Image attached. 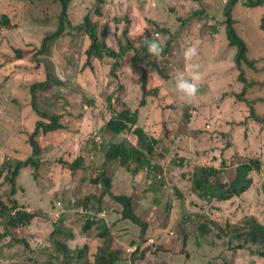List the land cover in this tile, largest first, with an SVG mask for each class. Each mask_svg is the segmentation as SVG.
<instances>
[{"label":"trees","instance_id":"trees-1","mask_svg":"<svg viewBox=\"0 0 264 264\" xmlns=\"http://www.w3.org/2000/svg\"><path fill=\"white\" fill-rule=\"evenodd\" d=\"M51 1L54 2L51 9L49 10L45 7L44 13L46 15L28 10L26 8V1L22 5L23 9L18 7H0V22L7 29L12 26V21L16 17L25 21L26 14L32 23L41 26L43 29L44 27L49 29V31H44L40 35L36 43L35 36H30L28 33H24L26 36L20 35L17 39H9L7 36L0 34V53L15 63L18 69L23 70L25 64L16 63L14 60H20L25 57L30 59L31 56L36 57L38 51H34L35 47H38L42 54L45 55L47 53L46 56H48V50L53 43V39L62 36L65 29V35L73 36L76 31L80 30L84 33L83 39L85 37L89 40V44L83 46L81 53H78L74 67L68 66L67 58H70L71 52L67 51L63 72L57 66L56 69L51 70L46 56L43 58L38 57L35 60L37 63H40V67H44L46 77L40 75V78L30 85V117L32 125L30 127H21V132L9 133L8 146L4 152L5 157L0 158V252L2 253L0 264H101L102 256L111 262H117L125 258L134 261L135 259L144 258L148 251L152 252L164 248L160 244L151 249L146 245L147 238H144L142 234H144L150 225L151 220H140L132 211L131 204V198L139 193L148 199L147 201L152 207H156L155 203L160 198L158 192L166 189L168 186L172 189L173 194L177 195V199H179V196L183 192L188 194L187 197L193 198L194 206L199 209L203 206H211L210 203L214 201L220 204L236 201L241 203L245 197V193L255 181L254 170H259L261 166L260 157L254 153L257 152V140L261 141L264 139V115L258 110L260 98L263 101L264 96H260V98L251 96L245 106L244 118L238 122H232L242 124L245 139L250 138V136L252 137L250 141L244 140L239 149L232 148L229 132L220 131L214 135L215 131L213 130L201 129L200 133L193 134V136L189 135L192 143L190 147L184 148L180 152H174L173 157L177 158L170 160L162 166L159 164L161 161L159 157H162L164 161H166L167 157L160 150L161 146L157 145H160V142L164 143L163 129L166 127L164 116L167 115L168 118H171L169 111L174 105L169 103L165 106H159V119L156 120V122L159 121V125L155 124V122L151 126H145V122L148 121V109L153 106L151 101L154 97L159 96L162 88V86L156 88L157 85L148 87V82L146 83V81L150 71L166 79L172 75V73H163L165 66L168 63L172 64L171 60L173 57L170 56V47H175L182 43L179 46V52L183 54V49L187 46L188 33L185 24L186 20L182 19L180 24L178 23L175 26L167 28L164 22H158L146 16L144 18L146 22H144L143 30L141 32L134 31L132 33L133 37L127 35L129 24L116 35L109 36L105 34L100 37L95 29L96 23L90 20L88 14L84 15L82 22L77 24L72 19H68L69 11L79 6V0ZM236 1L226 0L224 3L223 10L226 15L224 24H227L225 30L228 44L236 47L234 65L238 71L237 80L246 86L251 85V83L247 81L244 75L241 67L242 61L246 60L249 67L253 66V62L247 59L245 55L247 51L246 44L242 37L232 28L229 21L231 20L229 14H231ZM243 2L250 7L264 5V0H243ZM170 9L175 10L173 6ZM96 11L99 13V10ZM52 12H54L53 19H55V23L50 25L46 21L49 19V15L51 17ZM147 23L152 27H147ZM182 25L185 27L183 30L180 29ZM258 25L264 33V12H262V18ZM34 33L36 35V32ZM198 33L202 36V29ZM160 35L161 40H163L160 51L158 53L149 52L145 45L152 40L159 41ZM105 37L108 42L105 41ZM182 39L184 40L183 42ZM110 41L114 42L115 47L109 45ZM106 56L112 58L109 68L104 74V76H107L106 86L104 84L108 101L107 107L111 110L107 113L109 115L107 120H103V128L100 131L107 129L112 134H117V137L121 133L126 132V137H124L125 139L117 138L116 141L108 142L102 148L104 158L99 168L100 174L95 178H86L90 183L85 187L83 180L73 185L71 196L75 198V201L71 205L73 208L72 214H68L70 217L64 213L66 209H70L65 208L63 216L61 213H56V211L52 214L54 218H51L45 210L32 208L30 204L19 200L17 196L27 191L18 184L16 179L21 170L29 166V168L35 169V180L41 185L40 182L43 181V166L45 164L49 166L51 162L53 164L55 159V162L67 165L69 158L72 157L73 160L71 159L72 161L68 164L70 170L73 171L81 168L82 164H84L83 157L85 153L82 152L83 148L75 156L71 154L67 159H63L61 155L53 157L45 153L44 148L55 144L54 140L56 139L53 138L57 134L55 130L62 127L61 119H65L66 116L70 115L72 102H83L85 98L83 97L85 90L77 82L79 73H82L89 64L90 66L87 67V71L89 69L92 73H95L96 65L93 63L94 58L104 60ZM183 59L186 67L187 58L183 57ZM121 61H127L130 66H133L130 73L134 71L135 75L137 71L134 67H140V74L136 83L143 96L136 99V101L138 100L136 106L129 105L122 96H119L124 86V79L121 77L120 71ZM6 77L9 79L8 76ZM67 86H70V88L74 87L77 100L70 98L74 90H70ZM55 87L57 88L56 94L49 98L55 104L54 109L49 110V112L42 110L38 105V93L41 92L40 89L51 90ZM226 88L230 87H218L219 90ZM148 89L149 91L146 92ZM60 90H62L61 93ZM242 91L247 90L243 87ZM147 104L150 105L147 107ZM111 105L112 107H109ZM80 113L74 112L73 116L78 118ZM139 114H143L144 118L139 119ZM183 115L186 123L183 129L190 132L192 130L187 128L189 123L187 114L183 112ZM131 133L136 136L135 140H129L131 137L128 135ZM63 136L62 133L60 138ZM66 150L71 151L73 149L67 146L64 152ZM22 152H25V157H19ZM234 159L241 160L234 163ZM114 163L116 166H113ZM186 165L191 166L188 171L190 176H186L182 171V168ZM117 166H119L121 174L128 175L129 177L131 184L130 193L114 194L115 191L112 190L111 174L115 173ZM229 167H234V175L224 181L220 180L221 172ZM159 171L163 173H159ZM81 174L85 175L84 172ZM2 176L5 178L1 179ZM138 185L140 186L136 189ZM91 186H94V190L90 189ZM263 191L264 181L256 189L259 195ZM97 194L98 196H103V198L105 195H108L116 201L119 210H121V220H130L132 223L139 225L140 229L136 237L137 240L134 239L130 242L137 246L134 252L129 253L126 250V245L117 241L116 232L113 227H107L104 224L97 226L78 210L79 204H82V198L90 200L92 195L95 197ZM88 196L89 198H87ZM202 199L206 201L202 202ZM256 199L258 200V198ZM96 201L99 204L101 202L98 198ZM84 204L87 205L88 203ZM56 205L62 207V200ZM161 205L164 204L161 203ZM246 206L247 204L242 205L234 211L237 219H235V216L227 213L210 215L205 212L193 211L192 220L213 227L223 237L224 241L222 252H219L221 254L202 253L203 256H208L210 259H221L224 256V251L229 250L237 256L246 257L247 260L244 263L250 260L252 244L249 243V232L253 229H264V206L263 210L258 209L255 211H253L255 206L248 208ZM38 216L45 217V221L48 220L50 225L48 227L46 243L40 251L42 256H39L38 253L39 245L32 246L30 242L34 231L32 226ZM48 217L51 218L50 221ZM157 219L160 220L161 217L158 216ZM237 233H242L239 241L233 237ZM105 237H107L106 245L103 244ZM151 239L156 240L155 238ZM180 240L181 246L176 251L184 254V257L188 260L191 252L185 248L187 247V234L182 233ZM177 241L179 240H173L172 246H177ZM30 249H32L31 253ZM50 250L52 252H49ZM26 251L29 255L21 258V255ZM259 255L264 259V250L259 251ZM15 256L19 258L16 259Z\"/></svg>","mask_w":264,"mask_h":264},{"label":"rangeland","instance_id":"rangeland-1","mask_svg":"<svg viewBox=\"0 0 264 264\" xmlns=\"http://www.w3.org/2000/svg\"><path fill=\"white\" fill-rule=\"evenodd\" d=\"M27 2L26 8L34 13H44L45 7L47 9H51L53 5V1L51 0H41V1H33V0H0V7L10 8V7H18L23 9L22 5L24 2ZM185 3L183 5H189L193 9H199L201 6L208 8V5H203V2L193 1V0H184ZM215 2V1H214ZM216 3V2H215ZM127 4L136 6L135 9H130ZM138 3L134 2V0H79V6L83 10L89 9L93 6H96L97 10L100 9V13L94 12L92 15H89L91 21L96 23L95 29L98 34H104L103 30L107 35L111 36L113 34H117L120 31H123L127 25L129 24L128 17L136 12L139 19L142 20L143 10L145 6H137ZM160 5V4H157ZM148 8V7H147ZM155 6L148 8V10H152ZM217 6H214L213 14L206 15L200 17L196 20L197 24L194 25V30L202 29L204 35L208 36L210 40L203 41L201 45L198 43L201 41L200 39L191 40L192 43L198 45V55L193 57L191 60L187 59L186 67L184 64L183 54L179 52V46L170 47V56L173 57L171 63H168L165 66V70L163 74L172 75L169 78H163L161 75H157L154 72L150 71L148 73V78L146 83L147 86L152 87L156 86L161 88L158 97H154L151 101V106L148 109L147 117L148 123H153L154 121L159 119V106H165L169 103H172L174 107L169 111L168 118L167 115L164 116L166 127L163 129L164 133V144L160 142L161 146L160 150L165 153L167 157L166 161L159 157L161 160L159 164L164 166V164L168 163L170 160H175L177 157H173L175 151H182L183 148H188L192 145L190 141V136L195 134V131H185L183 129L186 126L185 118L183 112L186 110V106L192 102H196L195 109L192 113L191 125L194 127H203L204 126V115H207L208 120L211 121L213 126V130L215 133L220 131H226L231 134L232 140V148H238L244 143V140H251V136L248 139L244 138V127L242 125L233 124L232 129H229L228 126L225 125L224 120L230 118L231 116L235 117V108L232 110H225L226 105L224 100L220 99L219 91L214 89V87L225 85L228 83L230 88L239 89L241 87V82L237 80L235 77L234 70L231 69L230 64L233 62L235 49L228 45V39L226 37L225 27L227 24H223L222 22V14L221 11H217ZM264 12V5L250 7L247 6L243 0H237L233 5L232 11L229 20L231 22L232 28L236 30V32L243 38V40L247 44V51L245 52L246 57L249 61L253 62V64L258 67L263 63L259 60L260 56L264 55V37L262 30L259 28L258 23L260 22L262 15ZM54 12L51 13V17L49 15V19L46 23L52 25L55 23V19H53ZM69 18H73L72 12L69 11ZM221 16H220V15ZM148 16L149 15H145ZM174 14L170 13V17H173ZM26 20H21L19 17H16L12 21V26L8 27V29L0 22V34L2 36H7L9 39H17L20 35L26 36L24 33H28L35 36V43L41 34L49 29H44L41 26H38L32 23L28 17L25 15ZM52 18V19H51ZM139 19H135L134 22L139 24ZM212 20V23L210 20ZM52 20V22H50ZM83 17H78V21H82ZM152 27V26H151ZM183 27V25H182ZM244 28V30H243ZM103 29V30H102ZM36 32V35L35 33ZM216 33L218 34L216 38ZM83 36L84 33L82 31L77 32L73 37L70 45V58L68 59V66L74 67L76 62L78 53H81V49L83 45ZM61 37H57L53 39V43L51 44L47 53L42 54L39 51L38 47H35L34 51H38L37 56H31L30 59L27 57L14 60V62L19 64H25V68L18 69L12 61L8 60L2 53H0V158L5 157L4 152L8 146L9 133L21 132V127H30L32 125L31 121V103H30V85L33 84L36 79L40 78V75L45 76L44 67H40V63H37L35 60L38 57L46 56L49 61V66L51 70H54L55 65L61 69L64 61V54L67 51V46L61 44ZM65 40V44H68V37H63ZM105 41L107 38L105 37ZM159 41L162 43L163 40ZM173 42V41H172ZM177 44V43H176ZM220 44V45H219ZM109 45L111 47H115L114 42L110 41ZM211 46H215L213 51V55L210 53ZM139 48V45H138ZM5 52V50H3ZM51 58L54 60L51 61ZM179 60H178V59ZM110 57H106L104 60H99L95 63L96 72L92 73L89 69L83 72L80 76L79 82L82 84L85 91V95L83 97L90 99L91 102H85L83 105L80 104L81 112L76 121H74L71 129L75 128L78 132H81L86 136L84 139V147L82 152L89 153L83 157V160L86 162L91 159L95 161L96 154L104 155L103 147L107 145L108 142L116 141L117 138L125 139L126 132L120 134L117 137V134H112L110 131L105 129L104 131H100L103 128L102 122L103 120H107V113L111 110L107 107L108 101L106 98V91L104 90V84L107 81V76H104L107 71L108 64L107 60ZM190 63L199 64V71L201 75V79L199 81V87L197 94L192 97L190 100L185 101L179 97L177 90L175 88V83L173 80V75L177 70H183L186 74H189L191 69L189 68ZM242 63L245 67L248 68L246 60H243ZM87 66H90L87 65ZM264 66V65H263ZM133 68V67H132ZM137 71V76H135V72H131L128 77V85L129 90L123 95L124 100L131 106H136L138 100L143 95L141 93L140 88L138 87L136 81L140 74V67H134ZM185 68V69H184ZM41 70V71H40ZM132 70V69H131ZM129 70V71H131ZM247 75L252 77L255 81H263L262 83H258V86L246 85L243 87L246 90L251 91L252 96L259 97L261 94H264V71L254 73L251 69H247ZM9 79H7V77ZM207 76H217L215 80H206ZM19 78V79H18ZM132 85V86H131ZM125 87V85H124ZM70 90H74L70 98L72 100H77V96L75 95L74 87L67 86ZM155 88V89H156ZM57 88H52L51 90L40 89L38 93V105L42 110L48 111L54 109V103L50 101V97L56 94ZM146 90V92H148ZM157 91V90H155ZM62 90H60V93ZM154 94V93H152ZM227 98L234 99V96H228ZM242 98V97H241ZM241 101L245 105V102ZM260 107L258 108L259 112L264 113V100L262 101L260 98ZM150 104H147L148 107ZM109 107H112L109 106ZM85 108V109H84ZM243 110V109H242ZM246 110V109H245ZM249 113V111H247ZM107 115V116H106ZM83 117L81 120L80 118ZM80 119V120H79ZM236 120V119H235ZM79 123V125H78ZM155 124L159 125V121ZM189 128V126L187 127ZM264 128V127H263ZM95 132L93 133V131ZM92 133L94 135H92ZM125 135V136H124ZM131 137V140H135L136 136L131 133L128 135ZM69 143L71 144V148L75 145L74 135L67 136ZM64 137L60 139L62 142ZM74 140V141H73ZM172 140V141H169ZM56 142V140H54ZM196 143V142H195ZM62 144V143H61ZM63 145V144H62ZM29 146V145H28ZM50 145L44 148L45 153L57 157L62 154V150L59 151H50ZM257 152L254 153L258 155L261 161L264 163V139L261 141L257 140ZM77 150L74 153H78ZM25 152H22L19 157H25ZM73 156V157H74ZM16 157V156H15ZM234 163L238 162L241 159H234ZM113 166H116L115 163ZM167 167V166H166ZM96 165H93L92 171L96 170ZM65 165L59 162H55L51 165L45 164L42 169V177L43 181L40 182L41 185L35 180V169L26 167L23 168L17 177L16 181L20 184L21 187L25 188L27 192H23V194H19L17 197L21 202H26L31 205L32 208H39L45 210L51 218L53 217L54 212H59L63 216L62 207L56 205L57 200H62L63 206L65 208H70L72 210V206L69 203V199L65 197L64 191H62V187L56 188L57 183L66 182V177L64 175H68V180L71 185L77 184L80 180H83L85 184H88L86 178L87 176L81 173H71L67 170ZM85 173L89 174L88 167L85 169ZM159 173H163L159 171ZM234 175V167H229L223 170L220 174V180H226ZM64 177V178H63ZM95 178L94 176H92ZM112 177V190L115 191L114 194L120 193H130V180L128 175L121 174L119 171V166H117L115 173L111 174ZM5 177L2 176L1 179ZM255 181L250 189L245 193L244 199L241 201L242 203L250 202L251 199H255L257 205L254 210L262 209L264 206V191L261 195L257 194L256 189L261 186V183L264 181V164L261 165L260 169L254 172ZM88 179V178H87ZM137 179V177H136ZM70 184V183H69ZM138 185L136 189L139 187ZM93 189V188H90ZM135 189V190H136ZM94 190V189H93ZM67 192H69L68 188H66ZM173 191L170 187H167L164 190H160L158 192L159 199L156 201V207H150L149 211L146 210L145 203L141 204L139 215L140 217L146 218L148 217L151 220V223L147 230L144 233V238H147L146 245L151 249L157 244L164 246L162 249H157L155 253L150 251L146 252L145 257L141 259H135L131 261L129 258H125L118 262H111L106 257H101V264H254V260H249L247 263H244L247 258L240 257L233 254L232 251L226 250L224 251V256L221 259L212 258L210 259L208 256H203L201 253H219L224 247L223 237L211 226L198 222L196 220H191L187 218L188 212L192 208L189 205H184L180 203L177 208V204L175 208L172 207L171 211H168V204L172 202ZM188 194H185L187 196ZM89 198V196L87 197ZM100 199V204L97 205L96 201ZM105 198V199H104ZM95 197L92 195L89 199L82 198L81 203H88L94 205V208L100 210L101 215L99 216L98 225L104 224L107 227H113L116 232L117 241L121 244L126 245V248L133 245L134 243H130L131 240H137V235L139 233V225H136L130 220H126L129 224L128 226H122L120 222L121 214L119 210V206L116 204L112 198L108 195ZM258 198V200L256 199ZM192 198L188 197L186 202L188 203ZM178 199L176 200V202ZM204 202V199H202ZM236 202L233 203H223V208L220 209L223 213H228L230 215H234V211L239 209L240 206ZM163 203L164 205H161ZM44 212V211H43ZM144 216H141L144 213ZM209 212V211H207ZM217 214V212H214ZM158 216L161 217L158 220ZM68 217H70L68 215ZM48 217L49 221L51 220ZM145 218V219H146ZM144 219V220H145ZM59 220V219H58ZM143 220V221H144ZM131 222V223H130ZM45 223V224H43ZM43 224V225H42ZM48 220L45 221V217L38 216L32 226L33 237H31L32 246L38 247L39 256H42L40 252L42 250V246L46 243L48 227ZM169 231L172 233L169 234ZM182 233H186L188 235V245L185 247L187 250L191 252L190 258L188 260L184 257V254L178 253L176 250H179L181 246L180 237ZM242 233H237L233 237L235 240L239 241L241 239ZM151 238H155L156 240H152ZM104 245H106L107 237L104 239ZM173 240L177 241V246H172ZM175 242V241H174ZM249 243H254L255 247L264 246V230L261 229H253L249 232ZM165 244V245H164ZM189 248V249H188ZM32 249H30L31 253ZM234 251V250H233ZM49 252H52L51 250ZM222 252V251H221ZM221 254V253H219ZM29 255L26 251L21 255V258H25ZM2 253L0 252V257ZM18 259L19 257H16Z\"/></svg>","mask_w":264,"mask_h":264},{"label":"clouds","instance_id":"clouds-1","mask_svg":"<svg viewBox=\"0 0 264 264\" xmlns=\"http://www.w3.org/2000/svg\"><path fill=\"white\" fill-rule=\"evenodd\" d=\"M215 2H217L218 0H214ZM224 5V4H223ZM97 8L96 6H93L91 8H87L85 10H81L79 7H76V8H73L72 10H70V12H72L73 14V18L72 20L75 22V24L77 23H80L82 21H78V17H83L84 15L88 14V15H92L94 12H97L96 11ZM99 13H100V9H99ZM221 14H222V22L224 24V19L226 18V15L224 13V10H223V6H222V9H221ZM262 15V13H261ZM94 22V21H93ZM141 19H139V24H136L139 28L140 24H141ZM186 24V22H185ZM103 30V29H102ZM104 31V30H103ZM236 31V30H235ZM65 32H66V29L64 30V33L60 39L61 41V44L64 45V46H67V51L69 50V53H70V45H71V41L73 39V37L75 36V34L77 33V31L75 32V34L73 36H70V35H65ZM80 32V30L78 31ZM263 33V31H262ZM100 35V37L104 36L105 35V31H104V34L100 33L98 34ZM68 37V41L67 43L68 44H65V40L63 39V37ZM159 37V36H158ZM263 37H264V33H263ZM160 39H161V35H160ZM243 39V38H242ZM87 42V43H85ZM245 42V41H244ZM189 43V42H188ZM187 43V46L184 47L183 49V56L189 60H191L193 57H196L198 55V52H199V49H198V45L193 43V44H189L188 45ZM89 44V40L87 38L84 37L83 39V45L84 46H87ZM246 44V42H245ZM233 46V48L235 49V52H236V47L234 45H231ZM145 47L148 49L149 52H152V53H158L160 51V47H161V42L160 41H157V40H152L150 43L146 44ZM246 47H247V44H246ZM248 49V48H247ZM66 51V53H67ZM66 53L64 54V61H63V65L61 66V69H59L61 72L64 71V65H65V61H66ZM235 55V54H234ZM107 57V56H106ZM109 57V56H108ZM95 60L93 61V63L95 64L96 62H98V59L94 58ZM248 59V58H247ZM51 60L54 62V60L51 58ZM112 60V58L110 57L109 60H107V64H108V61L110 63V61ZM259 60L261 62H263L259 67L255 64H253L252 67H249L248 65V68L245 67V65L242 63L241 67L244 71V75L245 77L247 78V81L249 83H251V86H259L258 83H262L263 81H255L252 79V77L248 76L247 75V69H251L252 72L254 73H258V72H263L264 71V55L263 56H260L259 57ZM67 61H68V58H67ZM255 60L253 59V62ZM122 63H124L123 61H121ZM54 65H55V68L56 69V64L54 62ZM87 67H85V69L83 70V72H85L87 70ZM199 64L197 63H190L189 64V68L191 69L190 73L189 74H186L185 71L183 70H177L174 75H173V80H174V83H175V88L177 90V93L179 94V97L185 101H188L190 100L192 97H194L196 94H197V91H198V87H199V81L201 79V75H200V71H199ZM230 67L232 70H234V75L235 77L237 78L238 76V71L237 69L235 68V65H234V58H233V62L232 64H230ZM109 68V67H108ZM107 68V69H108ZM95 70H96V67H95ZM82 72V73H83ZM82 73H79V76L77 78V82L82 86V84L79 82V79H80V76ZM46 77V76H45ZM123 79H125V76L122 77ZM105 86H106V82H105ZM220 86H228V83L225 84V85H220ZM219 86L217 87H214V89L218 90L219 91V95H220V99L221 100H224V103L226 105V108L225 110H232L233 108H235V117L231 116L230 118H227L224 120V123L226 126L229 127V129H232V125L233 124H237V123H232V122H238L240 121L241 119L244 118V115H245V106H246V103L247 101L250 99V97L252 96L251 94V91L247 90V91H242V88H243V83L241 82V87L239 89L241 90H238V89H234V88H226L224 90H219L218 89ZM229 87V86H228ZM82 88L84 89V87L82 86ZM86 91V89H84ZM264 90V88L262 89V91ZM42 92V91H41ZM234 96L235 98L232 99V98H227L228 96ZM261 96H264V94L262 93ZM242 97V98H241ZM236 99L238 100H242L245 102V105L243 103H241V101H237ZM85 102H91L90 99H87V98H84L83 102H80L78 101L77 104H85ZM262 103V102H260ZM195 106H196V102H192L190 104H188L186 106V110H185V114H187V117H188V126L189 128L192 130V131H195L196 133L195 134H198L200 133V130L201 129H208V130H213V126L211 124V121L208 120V117L207 115H204V119H205V122H204V126L203 127H194L191 125V119H192V113L195 109ZM261 106V105H260ZM85 109V108H84ZM243 109V110H242ZM54 112V111H53ZM52 112V113H53ZM262 115H264V113H262ZM143 117V114H139L138 115V118L141 119ZM77 119V118H76ZM75 119V120H76ZM236 119V120H235ZM150 125L154 124V123H149ZM145 125V124H144ZM237 125H242V124H237ZM146 126V125H145ZM214 131V130H213ZM217 133H214V135H216ZM229 140H230V144H232V140H231V134L229 133ZM184 149V148H183ZM73 159V158H72ZM71 160L68 161V163L70 162ZM67 163V165H65V167L67 169V171L69 172H74V173H82L84 172L85 173V169L87 168V166L85 164H82L81 168H78V169H75V171L73 170H70L69 168V164ZM90 163V161H89ZM264 163L261 161V165H263ZM190 165H186L182 168V171L183 173L186 175V176H190L188 171L190 169ZM261 167V166H260ZM100 167L96 168V170L94 171H89V174H86L85 175L87 176V178H93L92 176L96 177L98 174H100ZM257 171V170H254V172ZM90 183V181H87ZM70 183V187L68 186L69 184H66L65 187H63L64 185L61 183H57V186L56 188H64L62 189V191H64V195L66 198L69 199V203L70 205H72V203H74L75 201V198L73 196H71V192H72V189H73V185H71L72 182H69ZM147 183V182H146ZM60 185V187H59ZM67 186V187H66ZM169 187V186H168ZM66 188H68L69 192L65 191ZM140 194V193H139ZM173 194V193H172ZM173 200L172 202L168 204V211H171L172 207H174V209H177L180 205V203L184 204L185 206L186 205H189L190 208H192L190 210V212H188V215H187V218L191 219L193 217L192 216V213L193 211H197V212H205L207 214H210V215H216L214 214V212H217L218 213H223L220 211V209L222 208L221 207V204L217 201H214V202H211V206H203L202 208H198V207H195L194 204H193V198L187 203L186 202V199L188 198L187 196H185V193L183 192V194L181 196H179V199L178 201L176 202L177 200V195L173 194ZM141 199L144 202H146L147 204V207H146V210L149 211L151 205L148 203V199L144 198L141 194ZM61 200H57L56 201V204L59 203ZM96 201V200H95ZM206 200L204 199V202ZM97 205L99 204V202H97ZM131 204H132V211L134 212V214L140 219V220H144L146 218L147 215L144 216L145 212L142 213L141 216H144V217H140L139 215V212H140V205L138 206H134L133 205V197L131 198ZM171 204V206H170ZM177 204V208H175V205ZM223 204V203H222ZM81 206L83 208H85L87 210V212H84L81 210ZM62 211L64 212L65 211V207L62 206ZM70 209V208H69ZM73 210V208H71ZM72 210H70V214H72ZM78 210L81 212V214L85 217H87L90 221L94 222L95 225L99 226L98 225V222H99V216L101 215V212H99L100 210H97L94 208V205L92 204H87L85 205L84 203L82 204H79L78 206ZM209 211V212H207ZM56 213H59V212H56ZM228 214V213H227ZM95 216V217H94ZM232 216H235V215H232ZM146 219H149L148 217ZM235 219H237V216H235ZM121 223L124 224V226H128L129 227V224L127 223L126 220H120ZM131 223V222H130ZM133 225V223H131ZM149 227V226H148ZM130 228V227H129ZM147 230V229H146ZM145 230V231H146ZM261 230H264V229H261ZM145 233V232H144ZM139 234V233H138ZM169 234L171 235L172 233L169 231ZM142 236H144V234H142ZM252 244V254L250 256V260H254L255 263L254 264H264V259L261 255H259V251H263L264 250V246L262 247H255L254 246V243H251ZM187 245H188V235H187ZM136 244H133L131 246H129L128 248H126V250L129 252V253H132L136 250ZM189 249V248H188ZM202 253H205V252H202ZM201 253V254H202ZM118 262V261H117Z\"/></svg>","mask_w":264,"mask_h":264},{"label":"crops","instance_id":"crops-1","mask_svg":"<svg viewBox=\"0 0 264 264\" xmlns=\"http://www.w3.org/2000/svg\"><path fill=\"white\" fill-rule=\"evenodd\" d=\"M193 1H200V0H193ZM201 1L203 2V5H205V6L208 5V8L201 6L199 9H193L189 5H183L182 3H185L184 0H134V2L138 3L137 6H139V7L142 5L145 6L144 10H143V15L141 16L142 17V20H141L142 23L140 24V26L138 28V26L134 22V19L139 18L138 15L136 14V12L133 14V16L130 15L128 17L129 27H128L127 35H129L130 37H133L132 33L134 31L141 32L143 30L144 25H145L144 22H146L144 19L146 17L145 15H149L150 19L156 20L158 22H164V24H166L167 28L169 26L170 27L175 26L178 23L180 24L182 19H184V20H186V29H187V33H188L187 37H188V42H189L188 45L193 44L192 41L195 39H200L201 41L198 43V45H201L203 41H207L210 39L208 38V36L204 35V32H202L201 34H203V35L200 36V34L198 33V30H196V29L194 30V25L197 24L196 20L199 19L200 17L213 14L214 6L218 7L217 11H221L222 6L226 2V0H218L216 3L214 2V0H201ZM157 4H160V5H157ZM127 6H129L130 9H132V10L136 8V6H133L130 4H127ZM152 6H155V8H153L152 10L149 11L148 8H150ZM171 6H173L175 8V10H171L170 9ZM79 8L82 10L81 7H79ZM170 13H173L174 16L170 17ZM209 20L212 23V20L211 19H209ZM150 26L151 25L149 23H147V27H150ZM183 28L185 29V27H182V26L180 27L181 30H183ZM243 30H244V28H243ZM217 36H218V34L216 33V38H217ZM138 38H140V36H138ZM158 39H160V38H158ZM183 41L184 40L182 39V42ZM85 43H87V42H85ZM231 47H233V46H231ZM214 49H215V46H211V50H209L211 54L213 53ZM213 58H214V55H213ZM108 67H109V61H108ZM132 67L133 66H130V64L127 61L124 63H121V67H120L121 77L125 76V79H124L125 87L123 86V90H121V92L119 93V96H122V98H123V95L126 93V91H128L130 89L129 85H128V77L130 74L129 70H131ZM136 76H137V74L134 77H136ZM215 79H217V76H214V77L207 76L206 77V80H209V81L215 80ZM112 99H115V98H112ZM78 110H80V105L72 102V104L70 106V115L66 116L65 119L62 118L61 119L62 127H59L58 129L55 130V133H57V134L53 138L56 139V142L54 145L51 144L50 151L54 152L57 150L59 151V149L62 150L63 155L62 154H60V155L63 159H67L68 156H70L71 154H74L77 150H80L84 147L83 143H84V139L86 138V136L84 134H82L81 132H78L77 129H75V128L71 129V126L73 125L74 121H76L75 119L77 118L76 116H73L74 112H78ZM82 119H83V117H81V120ZM155 122L156 121H154L153 123H155ZM78 125H79V123H78ZM145 125L151 126L147 121L145 122ZM94 132H95V130L93 131V133ZM62 133L64 135L63 136L64 140L61 142L60 136L62 135ZM68 135H70V136L74 135L75 145L73 148H71L73 150H71V151L66 150L64 152V149L67 146L71 147V144L73 143V142L69 143V140L67 138ZM61 143L63 145H60ZM87 154H89V153H87ZM87 154L85 153V156ZM95 156L97 157V159L95 158V161H93L91 159L92 157L90 156V163L86 162L84 160V164L88 167L89 171H92L93 165H96V167H101V165H102L104 155L103 154L102 155L96 154ZM71 159H72V157L69 158V160H71ZM55 161H56V159L54 160L53 163H55ZM64 177H66V182L62 183L64 185L63 187H65V185L69 184V182H70L68 180L67 174L64 175ZM86 185L87 184H85L84 187ZM68 186L70 187V184ZM59 187H60V185H59ZM93 187L94 186H91V188H93ZM95 189H96V186H95ZM142 203H143V201L141 199L140 194L133 196V205L134 206H138V205L141 206ZM237 203L240 207L242 205L247 204L246 208H248L250 206H256L257 205V202L255 199H251L250 202H246V203H242V202L241 203L237 202ZM145 207H147L146 203H145ZM221 207L223 208V204H221ZM69 211L70 210L66 209V211L64 213L68 215ZM122 226H124L123 223H122Z\"/></svg>","mask_w":264,"mask_h":264},{"label":"built area","instance_id":"built-area-1","mask_svg":"<svg viewBox=\"0 0 264 264\" xmlns=\"http://www.w3.org/2000/svg\"><path fill=\"white\" fill-rule=\"evenodd\" d=\"M81 210L84 212H87V210L85 208H83L82 206H81Z\"/></svg>","mask_w":264,"mask_h":264}]
</instances>
